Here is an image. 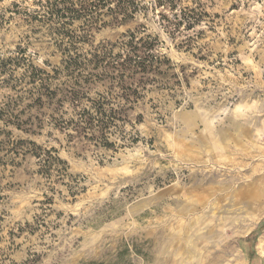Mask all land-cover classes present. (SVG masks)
I'll return each mask as SVG.
<instances>
[{
    "label": "rangeland",
    "instance_id": "374dc122",
    "mask_svg": "<svg viewBox=\"0 0 264 264\" xmlns=\"http://www.w3.org/2000/svg\"><path fill=\"white\" fill-rule=\"evenodd\" d=\"M50 1L0 0V264H250L254 231L264 264V0H176L178 20L139 0L124 22ZM131 35L146 74L106 66Z\"/></svg>",
    "mask_w": 264,
    "mask_h": 264
},
{
    "label": "trees",
    "instance_id": "16d2710c",
    "mask_svg": "<svg viewBox=\"0 0 264 264\" xmlns=\"http://www.w3.org/2000/svg\"><path fill=\"white\" fill-rule=\"evenodd\" d=\"M176 0H157L156 1V7L164 8L168 7V9L173 13L174 19L178 20L181 19V16H179L177 13V7H176ZM141 2L139 0H52L50 2H47V13L51 18L57 19L58 22H61L63 19H67V16L72 14V12H82V14L86 13H93V9L100 10L104 8H108V11L111 13H114L116 16V20L118 21L119 18H122V22L131 19L135 16V14L141 10ZM183 13L182 19L183 21L188 17L192 19V17L188 16L187 13L181 11V14ZM71 16V15H70ZM73 18V17H72ZM162 20H167L166 17L161 15ZM190 19V20H191ZM183 21H179L177 24V27L182 24ZM196 22V21H195ZM195 22L192 20L191 23H188V26H193ZM168 25L170 22H168ZM68 22H63L62 26L65 27ZM173 29H176V25H173ZM190 29V28H189ZM77 43H80L78 41H75L73 39L69 38L68 46L67 48H73ZM124 50V57L118 55L115 58H112L113 62L107 63V68L119 72L121 75L125 74H146L149 72V70L152 67L151 56L150 53L152 51L151 47H148L145 43L142 42V39L136 41V38L134 35L130 36V40L128 43H126L123 46ZM70 50V49H68ZM92 57L93 59H89L86 62L88 64H91L96 69L98 66H100V55L95 54ZM79 58V56H77ZM103 60L101 61V63ZM62 65L65 70H76L81 68V63H78L77 59L72 57L71 55H66L62 60ZM42 73L41 70H36ZM35 79V78H34ZM33 79V80H34ZM35 81V80H34ZM86 113V112H85ZM84 116V117H83ZM105 116L104 113L101 111H95L94 113H86L79 115V121L81 123L89 126L88 129L93 130L94 123L98 124V128L100 132H102L103 129L106 128L103 120ZM84 118V119H83ZM85 120V121H82ZM77 129H85L86 127H81V125L76 126ZM87 129V128H86ZM38 158L40 156L38 155ZM44 164L51 167L52 165L56 164H64L65 163L58 157H54L50 153H47L46 159H44ZM258 232L254 231L251 233L247 238L240 240V248L245 254L246 259L250 262V264L253 263L255 259H259V257L256 254L255 251V245L256 242L253 239L255 234Z\"/></svg>",
    "mask_w": 264,
    "mask_h": 264
},
{
    "label": "bare ground",
    "instance_id": "6f19581e",
    "mask_svg": "<svg viewBox=\"0 0 264 264\" xmlns=\"http://www.w3.org/2000/svg\"><path fill=\"white\" fill-rule=\"evenodd\" d=\"M223 138H224V137H223ZM260 196H261L260 194H259V195L257 194V195L254 197V199H258V198L260 199ZM254 199H253V200H254ZM257 206L259 207V204H258Z\"/></svg>",
    "mask_w": 264,
    "mask_h": 264
}]
</instances>
